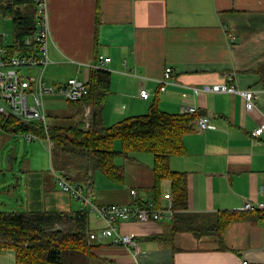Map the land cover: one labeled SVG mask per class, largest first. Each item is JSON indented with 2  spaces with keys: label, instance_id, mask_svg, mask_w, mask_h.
Listing matches in <instances>:
<instances>
[{
  "label": "crops",
  "instance_id": "crops-1",
  "mask_svg": "<svg viewBox=\"0 0 264 264\" xmlns=\"http://www.w3.org/2000/svg\"><path fill=\"white\" fill-rule=\"evenodd\" d=\"M48 2L56 47L48 69L67 70L59 84L71 77L81 78L84 68L89 73V65L98 62L95 53L111 57L104 66L112 81L103 112L107 125L146 114L154 103L169 113L195 107L199 116H209L212 127L201 129L195 121V130L183 138L186 152L171 158L174 170L187 172L190 212L207 215L242 210L249 199L264 202V132L253 135L264 122V0ZM7 26L2 18L1 29L6 33ZM169 69L171 79L161 83ZM218 82L253 88L255 108L247 110L246 100L237 93L196 95L193 91L195 85ZM142 89L151 93L149 98L141 97ZM132 156L122 162L125 181L121 185L96 173L92 188L95 203L150 199L154 157L150 153ZM51 170L34 168L26 173V210H84L81 200L59 187ZM169 192L170 180H165L162 204ZM88 217L90 231L108 224L91 208ZM169 223L118 221L122 232L139 239L138 253L110 241L92 242L97 256L93 264H264V220L233 222L224 235L228 250L221 248L214 235H172Z\"/></svg>",
  "mask_w": 264,
  "mask_h": 264
},
{
  "label": "trees",
  "instance_id": "trees-1",
  "mask_svg": "<svg viewBox=\"0 0 264 264\" xmlns=\"http://www.w3.org/2000/svg\"><path fill=\"white\" fill-rule=\"evenodd\" d=\"M0 13L3 18L11 17L12 20V41L6 43L10 53L31 51L33 46L26 40L37 32L36 0H0ZM97 44L95 38V46ZM98 57L95 53V58ZM86 84L88 93L69 103L75 114L82 118L86 108L91 109L89 128L78 123L64 126L25 122L12 114L0 113V130L12 134L32 133L46 140L48 136L52 157H55L52 167L66 170L67 177L74 181L92 179L91 190L98 172L119 185L124 183L125 165L118 164L117 158L132 159L133 153L152 154V195L150 199L136 198L133 203L147 207L154 202L160 206L163 182L170 180L175 209L169 223L172 235L180 232H192L198 238L214 235L221 248L228 250L224 235L233 222L264 220L259 211L233 210L207 215L189 211L187 172L174 170L171 158L186 152L183 138L195 130V120L199 117L197 111L169 113L154 103L146 114L129 116L107 125L103 112L112 92L111 72L92 66ZM89 235L86 209L75 213L0 211V251L12 249L15 264H93L97 256Z\"/></svg>",
  "mask_w": 264,
  "mask_h": 264
},
{
  "label": "built area",
  "instance_id": "built-area-1",
  "mask_svg": "<svg viewBox=\"0 0 264 264\" xmlns=\"http://www.w3.org/2000/svg\"><path fill=\"white\" fill-rule=\"evenodd\" d=\"M38 28L34 36L28 37L26 43L33 46L32 50L26 53H10L6 45L7 33L1 29L2 15L0 13V113L12 114L25 122L37 121L44 125L48 123L46 107V96L51 93H58L68 101L81 99L88 93L86 80L76 77L69 78L66 82L49 86L45 81V71L53 62L52 51L56 48L53 43V34L50 21V11L48 0H36ZM234 41L235 37L229 35ZM111 61V57L99 55L98 62L90 67L105 68V64ZM89 67V68H90ZM172 70H167L161 83H166L171 79ZM164 90L165 86L162 85ZM196 95L209 92H230L240 94L246 100L247 110H253L256 106V96L253 88L243 89L235 83L218 82L204 83L193 86ZM150 92L147 89L140 91L141 97L149 98ZM195 107H187L185 112H194ZM91 109L84 112L83 128H89ZM196 123L201 129L212 127L209 116L200 115ZM264 132V122L253 131L254 136H260ZM29 141H34L38 136L26 133ZM48 141L49 137L47 136ZM59 187L81 200L85 209L96 210L107 221V226L99 231H90V242L110 241L117 245L131 247L136 253L140 248V241L137 237L122 232L118 227V221L134 219L140 222L150 221H171L175 209L173 207V196L171 192L165 197L167 202L156 206L150 202L147 207H142L136 203L128 204H103L94 202L90 189L92 180L87 182H76L68 179L66 170H56L51 168ZM132 194L135 190L131 191ZM242 210L259 211L264 215V202L257 200H246ZM247 264V261H243Z\"/></svg>",
  "mask_w": 264,
  "mask_h": 264
},
{
  "label": "rangeland",
  "instance_id": "rangeland-1",
  "mask_svg": "<svg viewBox=\"0 0 264 264\" xmlns=\"http://www.w3.org/2000/svg\"><path fill=\"white\" fill-rule=\"evenodd\" d=\"M7 21V40L12 41L13 25L11 17L4 18ZM51 65V64H50ZM49 65V66H50ZM48 66V67H49ZM45 71V81L49 86L59 84L67 73L64 68H50ZM86 68L79 73L81 79H87ZM54 78H58L55 79ZM48 122L70 126L82 123V116L76 115L73 106L62 95L51 93L46 96ZM87 109V108H86ZM81 121V122H80ZM119 147V142H117ZM52 157L50 142L37 138L29 141L26 134H12L0 130V211H24L26 210L27 191L25 175L28 170L34 168L51 170ZM127 159L117 158L116 162L122 164ZM127 162V161H126ZM55 166H57L55 164ZM0 264H15L12 249L0 251Z\"/></svg>",
  "mask_w": 264,
  "mask_h": 264
}]
</instances>
